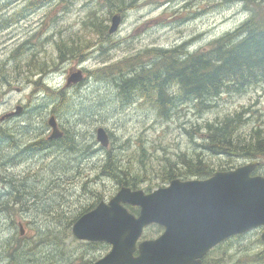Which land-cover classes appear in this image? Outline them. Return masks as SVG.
Segmentation results:
<instances>
[{"label":"rangeland","instance_id":"obj_1","mask_svg":"<svg viewBox=\"0 0 264 264\" xmlns=\"http://www.w3.org/2000/svg\"><path fill=\"white\" fill-rule=\"evenodd\" d=\"M125 2L128 10L119 25L123 39L112 56L115 63L134 51L144 55L153 46L160 50L176 47L188 54L207 50L250 14L240 0ZM66 4L70 7L63 8ZM106 4L98 0H0V116L13 111L17 116L10 122L21 136L28 128L19 145L31 137L30 129L41 118L48 121L52 114L76 138L73 150L50 148L37 159L16 158L10 164L23 170L27 163L28 170L37 172L43 182L41 186L35 184V176H18L20 200L0 204V258L13 253L11 264H92L110 250L105 242L77 239L72 233L81 214L101 200L108 201L120 188L116 179L102 171L107 152L124 163L128 177L136 178L134 189L147 193L168 184L162 182L167 169L185 172L187 167L181 164L184 156L203 159L212 170L232 161L203 146L208 123L239 113L241 125L236 137L245 139L257 129L264 130V81L241 91H224L209 100L211 105L205 109L192 101L182 103L168 118L161 117L154 103L145 98H123L114 70L108 78L102 72L84 83L66 84L70 65L59 63L54 45L58 32L67 28L71 30L62 37L72 34L89 39L92 34L85 26H89L91 16L96 17L97 26L106 22L110 27L108 10L103 8ZM101 57L103 60L87 61L86 67H99L107 61L106 54ZM39 66L46 68L39 71ZM53 89L61 91L62 98L58 100ZM21 107L26 109L16 113ZM98 127L108 132L107 147L96 138ZM253 159L235 157L232 166ZM257 159L260 164L253 174L264 176V155ZM158 230L156 226L144 228L141 239L159 236L162 230L157 234ZM262 231L263 227H257L220 243L207 256L206 264H217V260L220 264H264L260 257L264 251Z\"/></svg>","mask_w":264,"mask_h":264},{"label":"water","instance_id":"obj_2","mask_svg":"<svg viewBox=\"0 0 264 264\" xmlns=\"http://www.w3.org/2000/svg\"><path fill=\"white\" fill-rule=\"evenodd\" d=\"M119 23L120 17L113 15L109 32L116 31ZM80 80V72L68 78V82ZM48 122L51 138L58 137L55 118ZM96 138L107 147L109 137L103 127L97 128ZM258 164L252 160L204 179L174 178L147 193L121 186L108 201L101 200L81 214L72 233L77 239L111 246L93 264H201L211 248L259 226L264 242V177L252 175ZM125 204L138 207V214ZM152 223L162 226V233L140 240L143 229Z\"/></svg>","mask_w":264,"mask_h":264},{"label":"trees","instance_id":"obj_3","mask_svg":"<svg viewBox=\"0 0 264 264\" xmlns=\"http://www.w3.org/2000/svg\"><path fill=\"white\" fill-rule=\"evenodd\" d=\"M240 1L244 10L248 9L250 14L235 30L215 40L209 49L198 53H182L176 47L161 50L157 56L150 52L152 61L147 62L145 68L136 73L133 78L117 79L118 92L126 100H130L134 92H139L146 100L154 103L161 117L168 118L171 112L178 109L182 103L192 101L196 107L205 109L211 105L209 100L216 98L224 91L237 92L264 81L263 0ZM100 25L102 24L99 23ZM148 54L146 53V56ZM45 68L42 69V66H39L38 70L44 71ZM138 76L144 79L141 80ZM53 91L57 92L58 100L62 98L61 91L54 89ZM240 125L239 113L226 116L219 123L207 124L203 146L233 158L232 161L226 162V166H220L216 170L234 168L232 164L235 157L251 159L264 155V130L257 129L245 139H239L235 131ZM69 143L73 142L66 140L65 144ZM175 164L178 165V163ZM181 164L184 168L187 167L185 172L175 173V167L167 169L162 182H169L181 176L205 178L214 171L200 158L194 160L184 156ZM124 167V163L119 158L110 152L105 154L102 171L108 172L116 179L119 187L136 188L138 184L136 178L128 177ZM127 207L132 213H138L137 207L129 205ZM151 226L159 228L157 234L163 229L157 224H151L147 228ZM217 247L219 245L203 257L201 264L207 263V256ZM260 257L264 258V251L260 253ZM216 263L220 264V261L217 260Z\"/></svg>","mask_w":264,"mask_h":264},{"label":"flooded vegetation","instance_id":"obj_4","mask_svg":"<svg viewBox=\"0 0 264 264\" xmlns=\"http://www.w3.org/2000/svg\"><path fill=\"white\" fill-rule=\"evenodd\" d=\"M98 1H105L107 3L103 7L105 10H108L107 19H111V17L116 14L120 17V22L123 21L126 11L128 10V4L125 2L126 0H121V2L116 0V4L113 0ZM68 7H70V4L63 6V8ZM87 24L89 26H85V29H88V32L92 34L89 39H86L85 36L81 37L72 34L62 37L63 34L71 30L63 28L58 32L60 35L58 41L54 42V45L57 48L59 63H68V65H70V69L67 72L68 76L66 77V84L68 85L70 84V82H68V78L75 72H80L81 76V82L79 81L76 83H84L88 78H94L95 75L102 72H106L105 76L108 78L109 71L112 72V70H114V76L117 79H120L121 77L133 78L136 73L145 68L147 62L152 61L150 52L157 56L161 51L160 47L153 46L151 49H147V51L145 50V57L142 55L143 51L136 53L134 51L131 55H123L120 58L121 60H118L120 62L116 61L118 63H115L113 62L114 57L112 56L116 50L121 48L123 39L120 36V27H118L114 32H109L110 27L106 22L104 25L97 26L95 16H91ZM146 53H149L148 56H146ZM103 54L107 55V61H104L99 67L97 66L92 69H88L86 67L85 64L87 61H97L98 58L103 60L101 57ZM146 57L149 58L146 59ZM71 65L73 66L71 67ZM138 78L141 80L144 79L141 76H138ZM141 98L144 97L139 92H134L133 96H130V100L132 99L133 101H138ZM23 108L26 109V107H21L18 111H16V113H21ZM13 113V111H8L0 116V204L2 201L7 202L8 204L11 202L16 203L20 200L21 197L18 195L16 189L18 185L17 178L22 174H25L24 177L35 176V184L39 183L41 186L43 184L41 176L37 175V172L28 170L31 168H27L29 166L27 163H24L27 165L26 169L18 170L16 165H10L14 164L13 160L15 162L16 158L23 161L37 159L41 153L49 151L50 148L64 146L73 150V147L76 145V143H69L68 145L65 144L66 140L69 139L74 142L76 138L70 136V133L64 128L62 123L58 121L59 118L54 114L51 116L55 118L57 126L56 132L60 134L58 137L51 138L53 129L48 121L41 118V121L37 123L35 127L30 129L28 134L31 132V137L25 143L19 145L18 142L20 140L24 142V136L28 132V128L24 129L23 136H21L18 133V128L10 122L12 118L17 116ZM96 144L97 142L94 143V146ZM96 148H94V152L97 150ZM9 166L11 168H8ZM19 226H21V223H19ZM13 261V253L9 256H5L4 259L0 258V264H11Z\"/></svg>","mask_w":264,"mask_h":264}]
</instances>
